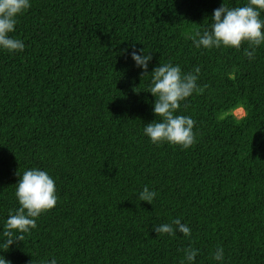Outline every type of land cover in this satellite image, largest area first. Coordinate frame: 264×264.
Wrapping results in <instances>:
<instances>
[{"label":"trees","instance_id":"trees-1","mask_svg":"<svg viewBox=\"0 0 264 264\" xmlns=\"http://www.w3.org/2000/svg\"><path fill=\"white\" fill-rule=\"evenodd\" d=\"M29 2L10 33L24 51L0 47V258L264 264V43L237 50L193 42L211 30L215 9L249 0ZM133 45L153 56L143 78ZM168 63L197 76L174 113L195 122L188 149L154 144L144 131L160 119L151 74ZM34 169L54 180L56 207L5 249L6 221L21 207L17 184ZM145 187L157 193L152 204L139 200ZM176 219L190 237L153 231ZM189 248L198 253L191 262Z\"/></svg>","mask_w":264,"mask_h":264},{"label":"clouds","instance_id":"clouds-1","mask_svg":"<svg viewBox=\"0 0 264 264\" xmlns=\"http://www.w3.org/2000/svg\"><path fill=\"white\" fill-rule=\"evenodd\" d=\"M31 7L29 0H0V47L9 52H23L24 43L19 39L10 37L15 31L17 17ZM264 11V0H249L247 6L229 9L224 4L214 10L211 30H205L203 34L197 32L193 42L197 48H219L221 45L240 49L242 43L248 42L254 49L264 43V22L260 18V12ZM137 54L135 46L131 53L136 66L143 69L142 78L147 76L149 62L153 59L151 54L146 55L144 49ZM127 51H125V55ZM245 55L254 58V50H245ZM196 73L200 69L196 68ZM152 81L149 91L155 96L154 113L159 121L145 126V134L150 137L152 143L160 144L169 142L180 145L184 149L190 148L195 142L193 132L195 122L190 117L174 115L181 107V102L190 97L197 89V76L183 75L179 66L171 63L163 64L155 68L151 74ZM17 175L20 177L19 172ZM157 193L149 191L147 187L139 194V200L152 204ZM16 196L21 207L10 214L6 221V229L3 233L7 237L3 247L9 249L13 244L24 240V235L14 237L15 232L21 234L35 229L36 219L42 213L56 207L57 196L55 182L42 170L34 169L25 171L17 184ZM157 234L174 235L177 231L186 237L191 236L190 228L179 219L172 224L154 226ZM198 255L195 249L185 250L187 261H194ZM214 259L223 260V248H218ZM0 264H11L4 258H0ZM51 264H56L55 259Z\"/></svg>","mask_w":264,"mask_h":264},{"label":"rangeland","instance_id":"rangeland-1","mask_svg":"<svg viewBox=\"0 0 264 264\" xmlns=\"http://www.w3.org/2000/svg\"><path fill=\"white\" fill-rule=\"evenodd\" d=\"M233 114L238 118L241 119L245 116V111L242 108H238L235 111H233Z\"/></svg>","mask_w":264,"mask_h":264}]
</instances>
